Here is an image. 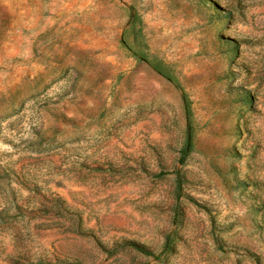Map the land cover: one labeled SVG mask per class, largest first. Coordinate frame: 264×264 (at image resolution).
I'll return each instance as SVG.
<instances>
[{"label": "rangeland", "instance_id": "obj_1", "mask_svg": "<svg viewBox=\"0 0 264 264\" xmlns=\"http://www.w3.org/2000/svg\"><path fill=\"white\" fill-rule=\"evenodd\" d=\"M0 264H264V0H0Z\"/></svg>", "mask_w": 264, "mask_h": 264}, {"label": "trees", "instance_id": "obj_2", "mask_svg": "<svg viewBox=\"0 0 264 264\" xmlns=\"http://www.w3.org/2000/svg\"><path fill=\"white\" fill-rule=\"evenodd\" d=\"M135 248H137L140 252L146 253V251L143 248H141V247L135 246Z\"/></svg>", "mask_w": 264, "mask_h": 264}]
</instances>
